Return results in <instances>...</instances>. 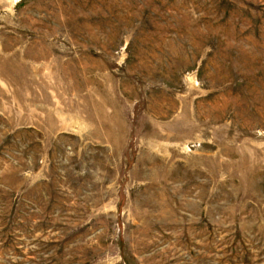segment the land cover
I'll return each instance as SVG.
<instances>
[{
  "label": "rangeland",
  "instance_id": "374dc122",
  "mask_svg": "<svg viewBox=\"0 0 264 264\" xmlns=\"http://www.w3.org/2000/svg\"><path fill=\"white\" fill-rule=\"evenodd\" d=\"M0 264H264V0H0Z\"/></svg>",
  "mask_w": 264,
  "mask_h": 264
}]
</instances>
